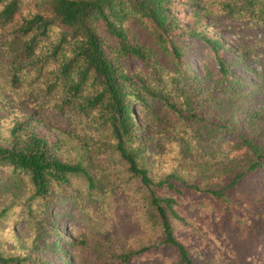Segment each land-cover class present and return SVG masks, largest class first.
I'll use <instances>...</instances> for the list:
<instances>
[{"label": "trees", "instance_id": "1", "mask_svg": "<svg viewBox=\"0 0 264 264\" xmlns=\"http://www.w3.org/2000/svg\"><path fill=\"white\" fill-rule=\"evenodd\" d=\"M220 18L264 32V0H0V264H72L88 242L54 239L67 201L123 229L104 264H264V143L238 129L264 108L234 74L264 34L229 61ZM187 39L215 69L189 64Z\"/></svg>", "mask_w": 264, "mask_h": 264}, {"label": "rangeland", "instance_id": "2", "mask_svg": "<svg viewBox=\"0 0 264 264\" xmlns=\"http://www.w3.org/2000/svg\"><path fill=\"white\" fill-rule=\"evenodd\" d=\"M219 25L216 30L218 35L224 39L227 48L224 50V56L229 61H237L241 58L238 57L239 47L241 43L251 45L253 38L258 40L262 39L264 34L261 30H245L243 28H231L233 26H241L239 23H234L229 19L220 18ZM140 40L145 43H152V40L146 33L139 32ZM186 45L190 48L189 64H191L198 73L202 72L205 65L216 68L213 56L209 53L207 45L198 39H187ZM259 51H264L261 47ZM259 61V62H258ZM264 55L258 59L246 58L242 60L240 65L234 67V74L242 81L245 91L251 88L253 89V95L246 96L245 101L247 104L253 106V108H264ZM136 66V64H134ZM250 66L249 68H246ZM243 109V108H241ZM22 113L26 116L35 112L29 107H20ZM42 118L47 125L45 130L50 131L51 127L67 128V121L61 115L45 108L40 109ZM241 121L239 130L245 132L250 137H254L259 142L264 143V122L259 125L258 130L252 133L247 122L245 110H240ZM230 139V137L228 136ZM10 182V181H9ZM11 183V182H10ZM98 203L86 202L83 205V209L79 208L75 204L67 201L65 204L56 203L53 206L52 211L57 214V223L59 230L64 232L65 236L62 238H54L55 240H61V245L65 248L66 242L69 241L70 236L85 237L88 244L87 247L75 248L72 247V253L74 258L72 264H104V258L106 254L113 252L117 248H128L129 244L123 234V229L113 231L110 233L108 228V219L99 212ZM237 208V206H235ZM262 206H257L259 212L263 211ZM233 215L228 219L232 220L234 225ZM125 227H129V223H125ZM19 231H25L24 222H19L17 225ZM18 231V233H19ZM108 231L106 236L104 232ZM20 234V233H19ZM50 238H47L49 241ZM41 255L51 261L54 264H66L65 258L57 254L53 249L43 250ZM43 264V263H42Z\"/></svg>", "mask_w": 264, "mask_h": 264}]
</instances>
